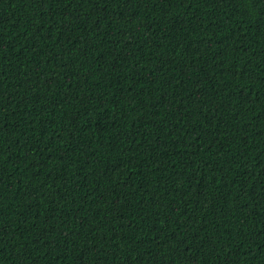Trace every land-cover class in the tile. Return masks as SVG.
<instances>
[{
    "label": "trees",
    "instance_id": "trees-1",
    "mask_svg": "<svg viewBox=\"0 0 264 264\" xmlns=\"http://www.w3.org/2000/svg\"><path fill=\"white\" fill-rule=\"evenodd\" d=\"M0 264H264V0H0Z\"/></svg>",
    "mask_w": 264,
    "mask_h": 264
}]
</instances>
